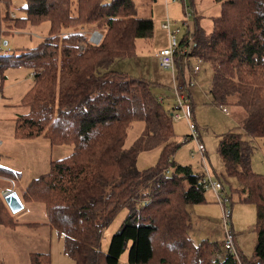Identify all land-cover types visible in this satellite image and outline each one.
I'll return each instance as SVG.
<instances>
[{
	"label": "trees",
	"instance_id": "obj_1",
	"mask_svg": "<svg viewBox=\"0 0 264 264\" xmlns=\"http://www.w3.org/2000/svg\"><path fill=\"white\" fill-rule=\"evenodd\" d=\"M214 1L220 11L210 32L194 16L191 53L210 69L211 100L242 110L238 129L221 135L217 152L222 176L234 177V191L256 207L252 255L228 253L217 264H264V176L251 168L252 138L264 137V0ZM18 10L17 22L48 20L49 27L34 47L0 51V79L8 67L33 71L23 98L28 111L15 118L14 137L71 146L20 196L44 203L63 253L73 264H118L124 252L127 264H215L217 243L194 244L189 236L187 205L205 202L206 189L202 174L172 159L182 142L174 137L170 97L159 102L153 83L112 68L135 54L138 40L150 42L152 19L137 16L132 0H24ZM86 26L101 33L98 43L88 40ZM134 124L141 129L127 142ZM150 152L154 163L138 168L139 154ZM123 208L127 214L103 253L102 233ZM31 264H50V256L34 254Z\"/></svg>",
	"mask_w": 264,
	"mask_h": 264
},
{
	"label": "rangeland",
	"instance_id": "obj_2",
	"mask_svg": "<svg viewBox=\"0 0 264 264\" xmlns=\"http://www.w3.org/2000/svg\"><path fill=\"white\" fill-rule=\"evenodd\" d=\"M132 1L137 16L152 19L154 23L153 36L150 42L138 40L135 54L116 60L112 68L126 72L129 76L148 80L153 83L152 91L155 94L171 97L170 71L162 68L154 55L157 50L167 45L166 32L161 28V23L166 21L167 16L171 28L177 26L182 28L184 21L194 23L196 17L200 27L205 33H208L212 29L213 17L219 14L220 4L214 0H191L193 13L191 12L186 19L182 11L183 5L178 0H166V2L165 0ZM23 4L24 0H10L8 6H5L3 2L0 3V14L6 17L1 26L3 34L1 35L0 51L14 52L34 47L47 35L48 20L37 25L25 21H22V24L17 22L16 17L20 15L18 9ZM92 28V26L84 27L87 31L88 40L90 32L95 30ZM3 74L4 78L0 79V166L12 169L14 174L17 173L21 177V183L27 184L31 178H37L45 173L53 158L67 155L71 151V146L51 145L42 138L18 139L14 137L15 118L28 111V107L23 104V98L33 83L32 68L26 65L8 67ZM196 83L197 85L191 89L193 120L203 143L204 153L201 156L197 151L195 142L190 136H187L190 135V131L187 122L182 119L172 123L175 139L182 142L173 153L172 159L178 164H190L196 173L202 174L207 170L214 179L216 176L221 177L224 192L221 193V196L230 198L228 203L232 212L228 229L236 234L235 246L239 249L238 251L236 248V252L250 257L255 241L256 207L253 203L244 201L243 197L234 191V188L237 187V180L234 177L223 175L226 177L223 178L224 168L217 152V143L221 135L230 130L236 131L238 129V115L242 110L231 105H225L228 113H224L220 106L211 100L207 94L210 87V69L204 63L201 64ZM140 129V124H134L129 130L127 142L135 138ZM252 144L251 168L255 173L264 176V137L252 138ZM155 156L156 154L153 152L140 153L137 157L136 166L141 169L153 164ZM205 195L207 201L187 205L191 221L189 236L194 244L204 238L216 241L217 244L213 250L214 255L217 245L222 242L224 237V221L215 194L211 189H206ZM1 200L4 207L8 209L4 200ZM25 201H31V199H25ZM126 214V208L118 211L104 229L100 241V250L103 253L107 251L112 234L118 230ZM39 220H41L40 217ZM12 252L14 253V251ZM50 256L52 264H61L64 261L61 237L56 232L51 233ZM126 257L127 254L124 252L118 264H127ZM71 264H73L72 261Z\"/></svg>",
	"mask_w": 264,
	"mask_h": 264
},
{
	"label": "built area",
	"instance_id": "obj_3",
	"mask_svg": "<svg viewBox=\"0 0 264 264\" xmlns=\"http://www.w3.org/2000/svg\"><path fill=\"white\" fill-rule=\"evenodd\" d=\"M178 1L183 5L182 11L186 19H188L190 13H193L190 2H187V0ZM161 27L166 32L167 45L157 50L155 52V57L162 68L170 71V91L172 94L169 105L170 120L172 123L178 122L182 119L187 122L190 131V135L188 136H190L195 142L197 151L202 156L204 153V146L193 121L192 105L189 98L190 90L197 85L196 76L202 63L200 57H196L191 53V48L193 46L194 23H190L186 20L184 21L182 28L178 26L171 28L166 16V21L161 23ZM101 37L102 35L98 30H93L89 34V40L93 43H98ZM164 97L165 96L158 94L157 100L163 102L165 100ZM220 109L224 113H228L225 106H220ZM202 181L205 189H211L215 194L216 199L220 204L224 221V237L222 242L217 245V250L212 256V261L217 264L222 260V255L232 253L237 257L235 246L236 234L231 229H228L232 212L231 206L228 203L230 202V198L227 196H221V193H224L223 183L217 178L214 179L207 170L202 173Z\"/></svg>",
	"mask_w": 264,
	"mask_h": 264
},
{
	"label": "crops",
	"instance_id": "obj_4",
	"mask_svg": "<svg viewBox=\"0 0 264 264\" xmlns=\"http://www.w3.org/2000/svg\"><path fill=\"white\" fill-rule=\"evenodd\" d=\"M189 98L192 104L191 90L189 93ZM167 100L168 99H166V101ZM7 169L11 170L12 173L7 174L5 171L0 169V197L3 199V194L5 191L9 189L14 190L19 195L23 203V207L16 213H11L9 209H6L5 212L8 215L4 212L6 218H4V221L0 220V264H31V258L34 254L48 253L50 256V237L51 233L56 231L48 224L45 205L40 201L23 200L20 196V193L22 192L26 184L21 183V177L19 176V174H14V171L10 168ZM39 217L41 218V220H39ZM8 218L10 220H8ZM5 220H8V222H6ZM208 240L213 241L210 239ZM11 250L14 251V253ZM63 256L64 261L61 264H71V261L73 262V260L66 256L64 253ZM50 264H52L51 256Z\"/></svg>",
	"mask_w": 264,
	"mask_h": 264
},
{
	"label": "water",
	"instance_id": "obj_5",
	"mask_svg": "<svg viewBox=\"0 0 264 264\" xmlns=\"http://www.w3.org/2000/svg\"><path fill=\"white\" fill-rule=\"evenodd\" d=\"M5 43L6 41L4 42V44ZM3 199L11 213H16L23 207V203L19 195L14 190L9 189L4 192Z\"/></svg>",
	"mask_w": 264,
	"mask_h": 264
}]
</instances>
